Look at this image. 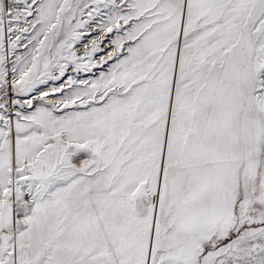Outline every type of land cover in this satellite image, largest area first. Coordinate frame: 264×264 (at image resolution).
<instances>
[{
    "label": "snow or ice",
    "instance_id": "snow-or-ice-1",
    "mask_svg": "<svg viewBox=\"0 0 264 264\" xmlns=\"http://www.w3.org/2000/svg\"><path fill=\"white\" fill-rule=\"evenodd\" d=\"M0 264H264V0H0Z\"/></svg>",
    "mask_w": 264,
    "mask_h": 264
},
{
    "label": "rangeland",
    "instance_id": "rangeland-1",
    "mask_svg": "<svg viewBox=\"0 0 264 264\" xmlns=\"http://www.w3.org/2000/svg\"><path fill=\"white\" fill-rule=\"evenodd\" d=\"M91 35H92V36H95V35H96L95 30H93V31L91 32ZM21 51H23V49H21ZM94 71H97V70H94ZM69 75H74V73H72L71 71H69ZM80 75H81V78H84V77L86 76V74H84V73H81ZM88 78H91V75H90V74H88ZM51 86H52V85H49V87H51Z\"/></svg>",
    "mask_w": 264,
    "mask_h": 264
}]
</instances>
